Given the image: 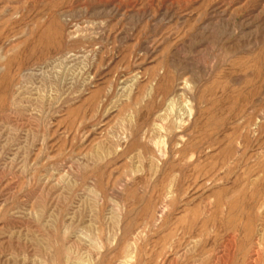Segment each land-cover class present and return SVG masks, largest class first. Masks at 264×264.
I'll return each mask as SVG.
<instances>
[{
	"label": "rangeland",
	"instance_id": "1",
	"mask_svg": "<svg viewBox=\"0 0 264 264\" xmlns=\"http://www.w3.org/2000/svg\"><path fill=\"white\" fill-rule=\"evenodd\" d=\"M0 264H264V0H0Z\"/></svg>",
	"mask_w": 264,
	"mask_h": 264
},
{
	"label": "bare ground",
	"instance_id": "2",
	"mask_svg": "<svg viewBox=\"0 0 264 264\" xmlns=\"http://www.w3.org/2000/svg\"><path fill=\"white\" fill-rule=\"evenodd\" d=\"M179 93H180V92H179ZM161 113H162V112H161ZM161 113H160V114H161Z\"/></svg>",
	"mask_w": 264,
	"mask_h": 264
}]
</instances>
